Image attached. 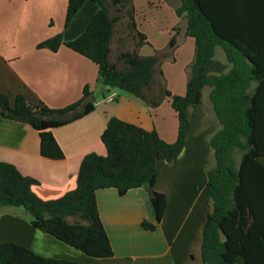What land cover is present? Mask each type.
I'll use <instances>...</instances> for the list:
<instances>
[{
    "label": "trees",
    "instance_id": "obj_1",
    "mask_svg": "<svg viewBox=\"0 0 264 264\" xmlns=\"http://www.w3.org/2000/svg\"><path fill=\"white\" fill-rule=\"evenodd\" d=\"M133 1L67 0L64 27L84 3L96 4L99 9L73 41L65 42L60 33L36 48L51 52L62 46L70 49L97 66V82L107 90H119L151 109L167 101L177 120L174 142L164 141L155 130L111 117L100 137L105 155H85L74 188L58 199H40L32 190L37 183L34 179L0 162V209L22 208L35 229L93 259H111L113 249L99 215L96 192L115 189L124 196L145 188L158 223L165 198L154 187L157 162L178 159L190 131L187 110L201 104L202 91L209 87L216 129L209 138L212 161L206 170L207 217L201 259L203 264H264V13L257 11L259 5L264 8V0H180L176 15L185 18L186 37L196 46L183 95L166 88L160 70L163 61L174 62L176 36L170 37L166 51L141 56L138 51L148 41L138 29ZM126 16L127 34L116 39V26ZM253 22L262 23L253 27ZM126 37L134 40L132 49H124ZM114 42L119 47L110 59ZM217 47L231 65L227 74L225 66L214 59ZM93 110L89 85L76 102L61 109L31 104L21 95L11 105L7 95H0L1 117L37 131L39 153L49 160L64 158L52 130ZM141 225L146 231L156 228L146 220ZM0 264L110 263L45 258L6 242L0 243Z\"/></svg>",
    "mask_w": 264,
    "mask_h": 264
},
{
    "label": "crops",
    "instance_id": "obj_2",
    "mask_svg": "<svg viewBox=\"0 0 264 264\" xmlns=\"http://www.w3.org/2000/svg\"><path fill=\"white\" fill-rule=\"evenodd\" d=\"M66 1L0 0V95H7L11 105L15 97L21 95L31 104L61 109L76 102L84 86L89 85L94 100L91 113L52 130L64 154L62 160L41 157L38 132L0 115V162L11 164L23 176L34 179L37 183L32 190L42 200L58 199L74 188L85 155H105L100 137L111 117L147 131L155 130L168 143L174 142L177 131V120L167 101L151 109L113 89L101 90V99H97L94 97L99 84L96 65L64 46L57 52L36 48L40 42L60 33L65 42L73 41L85 31L99 9L96 4L84 3L64 27ZM257 11L264 13L262 5ZM260 23L252 25L258 27ZM183 39L191 38L185 34ZM147 41L138 51L141 56L157 51L148 37ZM146 47L149 50H145ZM177 48L178 44L175 51ZM215 60L225 66V74L230 71L224 51L221 60ZM189 68L176 90L167 85L170 92L185 93L191 65ZM160 70L164 78L162 64ZM205 88L209 89L205 106L202 98L201 104L187 110L190 131L178 159L174 163L157 162L158 177L154 187L165 198V209L158 223L145 188L130 190L124 196L115 189L96 192L99 215L113 249L111 259L94 260L86 256L35 229L25 212L11 208L0 209V243H15L45 258L79 263L203 264L201 243L207 217L209 138L216 129L209 99L211 88ZM109 98L114 100L109 101ZM143 220L155 223V230H144Z\"/></svg>",
    "mask_w": 264,
    "mask_h": 264
},
{
    "label": "rangeland",
    "instance_id": "obj_3",
    "mask_svg": "<svg viewBox=\"0 0 264 264\" xmlns=\"http://www.w3.org/2000/svg\"><path fill=\"white\" fill-rule=\"evenodd\" d=\"M148 1H136V23L137 25H139L138 29L147 35L149 42L157 51H166V47L170 37L172 35L176 36V44H178V48L174 53L175 62L173 63L169 60H165L162 62V69L165 72L164 79L168 83H166V87L167 85H169L171 88L176 90L179 86L180 79L186 78V75L190 69L189 66L195 59V41L193 39H183L186 34V20L184 17H178L175 12V7L180 4V0ZM126 22H128L127 16L122 19V23H118V25L116 26V39L126 36ZM133 44L134 40H132V38L126 37L123 45L124 49H132ZM118 47L119 46H117V44L114 42L112 45L113 54L110 59H114ZM145 50H149V47H146ZM222 55V49L217 47L215 49V59L221 60ZM104 89L106 88L103 87L101 84H98V88L94 92V97L97 99H101L99 96L100 91ZM113 91L117 90L113 89ZM208 91V88H204L202 91L204 106ZM209 161H212V159H210ZM11 210H20L24 213V210L22 208H11Z\"/></svg>",
    "mask_w": 264,
    "mask_h": 264
},
{
    "label": "built area",
    "instance_id": "obj_4",
    "mask_svg": "<svg viewBox=\"0 0 264 264\" xmlns=\"http://www.w3.org/2000/svg\"><path fill=\"white\" fill-rule=\"evenodd\" d=\"M108 100H109V101H113L114 99H113V98H109Z\"/></svg>",
    "mask_w": 264,
    "mask_h": 264
}]
</instances>
